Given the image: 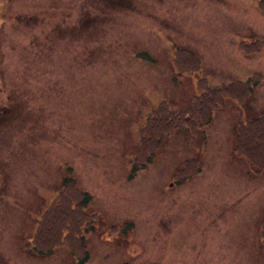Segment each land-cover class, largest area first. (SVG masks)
<instances>
[{
	"label": "rangeland",
	"instance_id": "rangeland-1",
	"mask_svg": "<svg viewBox=\"0 0 264 264\" xmlns=\"http://www.w3.org/2000/svg\"><path fill=\"white\" fill-rule=\"evenodd\" d=\"M93 1L0 0V264H264V172L255 176L233 151L238 121L264 110L258 0H103L98 10ZM78 19L72 40L55 32ZM181 68L195 72L173 83ZM253 72L263 77L250 105L226 97L204 146L159 121L137 153L154 157L129 176L138 131L159 101L185 107L198 79L218 85ZM192 158L198 173L177 171ZM67 176L89 193L84 209L95 217L81 263L65 246L46 257L29 247ZM123 221L132 228L121 235Z\"/></svg>",
	"mask_w": 264,
	"mask_h": 264
},
{
	"label": "trees",
	"instance_id": "trees-1",
	"mask_svg": "<svg viewBox=\"0 0 264 264\" xmlns=\"http://www.w3.org/2000/svg\"><path fill=\"white\" fill-rule=\"evenodd\" d=\"M258 4L264 12V0H258ZM187 55L188 57H186ZM176 56L181 59V62L183 57L185 64L190 61L193 63L192 67L199 66L198 58L195 56L191 58L193 55L188 50H177ZM251 80L214 86L202 78L198 81V94L187 108L172 110L168 103H160L148 118L143 133L141 132L139 151L145 149L150 139L154 141L152 136L148 134V129L153 128L159 121L168 119L170 122L172 120L170 125L172 129L181 128L191 132L197 138L198 145H201L205 139L204 128L211 121L213 111L223 104L226 97L236 96L239 98L244 96L250 90ZM253 80L254 83L257 81L256 78ZM155 142L157 144L158 140ZM235 150L255 168L256 172L260 173L264 169V112L258 117L238 125L235 135ZM152 155L146 154V160L137 162L135 168L145 166ZM137 159H139L138 155ZM89 199V194L81 191L72 178L65 179L62 190L44 213L38 228L35 242L42 245V248L37 251L39 254H51L60 243L70 238L74 241L71 245L74 249H82L83 255L80 260H85L84 233L89 231L92 225L84 227V230H82V226L87 221L91 220L92 222V217L84 210ZM77 228L80 230L79 232ZM56 229L58 231L54 232ZM71 234L74 235L71 236Z\"/></svg>",
	"mask_w": 264,
	"mask_h": 264
},
{
	"label": "flooded vegetation",
	"instance_id": "flooded-vegetation-1",
	"mask_svg": "<svg viewBox=\"0 0 264 264\" xmlns=\"http://www.w3.org/2000/svg\"><path fill=\"white\" fill-rule=\"evenodd\" d=\"M107 1V0H106ZM109 1H111V0H109ZM116 2H118V3H120L121 1H116ZM102 3H103V0H94L93 1V3H92V5L93 6H95V7H93L95 10H98L99 8V6L100 5H102ZM98 8V9H97ZM32 19H35L36 17H31ZM83 25V22L81 21V20H77V23L74 25V26H72V25H68V24H66V25H63L64 26V29L63 30H61L60 31V29H54L55 30V32H57V33H60V34H62L63 36H64V39H66V40H72V39H69L68 37H69V33H72V31L74 30V29H80L81 28V26ZM47 32V35H48V31H46ZM68 35V36H67ZM0 114H1V112H0Z\"/></svg>",
	"mask_w": 264,
	"mask_h": 264
}]
</instances>
